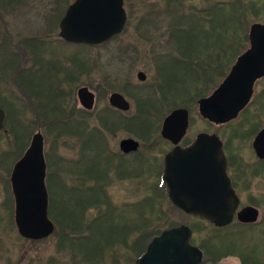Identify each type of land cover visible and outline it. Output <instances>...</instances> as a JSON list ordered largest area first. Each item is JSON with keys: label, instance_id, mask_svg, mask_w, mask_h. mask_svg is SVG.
Returning a JSON list of instances; mask_svg holds the SVG:
<instances>
[{"label": "rangeland", "instance_id": "1", "mask_svg": "<svg viewBox=\"0 0 264 264\" xmlns=\"http://www.w3.org/2000/svg\"><path fill=\"white\" fill-rule=\"evenodd\" d=\"M123 1L128 15L124 32L119 37L98 46L65 43L59 38L58 25L66 11L63 9L65 6L67 9L74 0L64 2L30 0L25 6L22 2L7 9L0 8V44L1 42L5 44V48L0 50V66L6 65L9 56L11 58L10 69L5 67L0 69V104L3 103L8 111L9 130L8 137L0 140V264H134L137 251L141 248L146 235L156 232V229L163 231L169 228L167 226L170 224H178L181 221L191 229V243L205 248L204 251L201 249L202 264H264V212H260V223L255 227L232 226L218 231L207 222L184 214L183 211L174 208L165 197H161L162 194L155 189L157 178L152 171L148 178H145V174L138 176L134 185L130 181H119L117 177H113L106 188V195L95 201V204L90 203L82 217L77 213L79 205L93 202L88 199L87 193L75 192V200L71 202H69L71 198L63 193L68 185L91 183L83 181L81 176L74 177L73 181L68 180L64 173L63 161L74 156L76 150L68 149L69 137L66 134L56 141L57 131L52 125L48 126L47 121L43 122V117L40 116L47 105L46 101L55 94L57 99L63 102V106L61 105L63 110L64 106H69L74 108L75 112L78 106L76 90L82 86L88 87L98 96L99 105L95 112L104 110L102 122L103 119L109 118L110 122L116 121L112 124L115 127L122 124L113 112L108 115V96L112 92L124 95L132 108L130 112L134 114L133 109L138 110L136 124L129 129V134L138 141H144L148 134L160 137L159 130L164 116L171 107L182 103L191 107V131L203 129L205 126L196 114L195 104L193 105L194 101L191 98L195 95L196 85L199 84L201 87L206 85L208 78H198L194 69L186 76L180 70H176L178 63L174 59L176 57L179 59L182 54L177 52L176 44L168 39L169 23L171 21L173 26L175 17L188 13L189 9L195 12L208 6L224 7L228 0H186L184 11L176 0H172L169 15L164 13L167 4L170 3L169 0ZM231 1L235 3L236 15H241L236 3L239 2L243 7L244 10L241 9V12L245 11L242 19L246 28L254 19L264 20V0ZM228 28L236 31L231 24ZM204 33L194 40L197 42L194 46H190L189 42V46L182 47L188 51L186 55H189L185 68L182 69L188 70L189 63L196 62V68L210 76L211 67H207L208 70L201 68L208 65L213 55L219 54L220 48L227 45L228 41L221 29L215 28ZM32 38L34 40H31ZM39 40L46 45L44 52L32 49L30 48L32 45L28 44L32 42L36 44ZM163 55L168 56L173 63L172 66L167 58H162ZM34 57L38 63H34ZM75 61L81 63L79 68ZM42 63L44 65H41ZM29 70L36 82L29 81ZM139 71L144 73L146 78L144 81L136 78ZM83 72L86 73L82 75ZM70 73H74L72 76L75 80L72 82L67 81ZM21 94L24 95L23 102ZM20 104H24L23 112L20 110ZM75 116L76 112L74 118ZM89 123L91 126H97L99 122L90 120ZM122 128L123 131L118 133V137L128 136L124 127ZM62 130L66 133L65 126ZM36 132H40L44 137L48 175L50 171L56 169L61 173L56 179H53L52 175L51 178H48V175L46 177V186L48 180L51 188L49 190L47 187L49 197L51 195L52 199L51 214L68 234L73 235L72 232L79 230L84 244L81 248L69 246L66 242L62 244L59 237L61 231L57 228L59 233L57 235L56 226L50 217L55 226L54 231L42 240L24 239L15 228L9 172L17 156L7 161L1 152L14 144L17 147L21 140L24 148H27ZM14 136L15 139L19 137L18 142H15ZM152 161V158H149L150 168L156 166ZM156 173L159 176V173ZM84 178L86 179L87 175H84ZM259 181L260 185L254 193L264 210V179L261 178ZM61 185L64 187L63 190ZM88 187L90 189L89 185ZM133 189L134 196L130 194ZM146 198L152 210L145 209L147 212L142 216L144 221H137L139 210L137 212L136 205ZM246 200L250 201L253 198L247 197ZM129 203L136 205L129 209L126 207ZM64 217H68L72 224L81 218L84 224L82 223V227H77L76 224L68 227V223L63 221ZM193 225L201 227V230H196ZM88 226L93 227V231L88 229ZM94 239H100L103 251L99 250V246H94L93 242L88 243ZM226 251L237 256L218 260V255Z\"/></svg>", "mask_w": 264, "mask_h": 264}, {"label": "water", "instance_id": "2", "mask_svg": "<svg viewBox=\"0 0 264 264\" xmlns=\"http://www.w3.org/2000/svg\"><path fill=\"white\" fill-rule=\"evenodd\" d=\"M126 24L123 0H74L58 25V36L67 43L100 45L120 34ZM250 51L238 57L230 73L213 95L199 101L202 118L223 123L234 118L244 107L254 81L264 75V25L250 27ZM143 81L142 72L137 74ZM80 104L91 109L94 98L87 88L78 90ZM111 106L126 111L128 103L113 93ZM3 112L0 110V128ZM188 127V113L184 109L172 111L162 122V137L177 144ZM215 140L199 135L187 149L175 148L167 155L162 182L169 200L186 215L207 221L216 227L231 223L238 198L226 173V161L218 140L216 147L206 148ZM132 149H137L138 143ZM130 141L123 143L131 144ZM256 150L264 158V131L256 138ZM43 135L31 137L23 156L14 164L10 175L14 202L13 220L17 233L24 239L41 240L50 236L54 225L48 217V193L45 185L46 162ZM211 153L199 154L204 150ZM258 213L247 208L237 214L239 222H256ZM191 229L180 225L163 230L153 237L135 264H200L201 250L190 243Z\"/></svg>", "mask_w": 264, "mask_h": 264}, {"label": "flooded vegetation", "instance_id": "3", "mask_svg": "<svg viewBox=\"0 0 264 264\" xmlns=\"http://www.w3.org/2000/svg\"><path fill=\"white\" fill-rule=\"evenodd\" d=\"M234 5L235 3H232L231 0H228L225 3L224 11L228 13L229 14L228 16L230 17L234 12ZM236 5L239 13H241L243 16L245 14L244 13L245 11L243 13L241 12V9H243V7L240 5L239 2H237ZM123 6H124V1H123ZM212 8L210 7L211 11L212 12L214 11V13H216V7L213 6ZM259 20L260 19H254L253 22L248 24V28H246L247 26L245 24L244 29H240L236 31H233L229 28L224 30L221 29L222 33L225 34L228 43L227 45L225 44L220 48L219 54L213 55L212 60L208 65H204L209 68L211 67L212 72L209 76L206 85H203L202 87L199 84L198 86L196 85L195 95L191 98L192 101H194L193 105L195 104L194 106H195L196 114L199 116L200 120L205 125L204 128L199 130H194L193 132L191 131L192 130V125L190 123L191 107L186 106L185 103L171 107L168 110L166 116H164L163 118L164 120L172 111L176 109H184L187 111L188 127L186 129V132L184 133V135L178 141L177 144H173L169 139L162 137L161 130H162L163 120L161 122L160 130H159L160 137H157L158 135L156 136V135L148 134V136L144 139V141L143 140L138 141L136 138L131 136L129 134V129L133 128L136 124L138 110L133 109L134 114L130 112L132 109L130 103L124 97V95L118 92H112L109 94L108 96L109 106L107 108V113L109 115L110 112H113V114L117 116L119 123L122 124V126L121 125L118 127L112 126V124H115L116 121L110 122L109 118L103 119L104 122H102L101 119L103 118L104 110L102 111L101 109L100 111L95 112L99 105L97 93L90 91L89 88L86 86L79 87L76 90V99L78 102V106H76L77 110L75 112L77 113V116H75L74 118V114H75L74 108L69 106L68 107L64 106L65 129H66V135L69 137L68 143L70 145V148L68 149L69 150L71 149L73 151L76 150V151L74 153V156H72L71 158H67L65 159V161H63L65 162V165L63 167L65 168L64 173L66 174L67 178H69L68 179L69 181H73L74 177L76 176H81L84 179L83 181H85L86 183L90 182L91 184H88L90 186V189L88 185L84 184V182L82 185L79 186H75L74 184L73 185L71 184V186L69 185L66 186L65 191L70 196V198L72 194L74 195L75 192H79V191L86 192L88 196L93 195L96 192L97 196L102 198V196L106 195L105 194L106 188L109 187L108 183L112 180L113 177H117L119 181L121 180L130 181L134 185L138 178V172H139V176L145 174L146 176L145 178H148L149 173L152 171V173H154V175L157 178V181L154 185L156 191H159V194H162L161 197H165L166 200H168L169 203H171V205L174 208L181 211L169 200L167 196V189L162 182V174H163L165 159L167 155L170 154L175 148H180L182 150L187 149L196 141L199 135H206L215 139V140L211 139V141L207 144L206 148L211 149V147H216L217 146L216 140L220 142L221 150L226 161V173L229 178L231 188L233 189L235 195L238 198V205L236 207V210L233 215V219L230 224L224 227H216L208 222L207 223L210 226L214 227L215 229H224L227 227L232 228V226L252 228L255 227L256 225H259L260 223L259 215L260 212H264V210L260 202L256 200L255 196L257 195L254 192L258 187V185H260L259 180H261V178L264 179L263 176L264 158L259 156L255 147L256 144L255 142L258 135L264 131V75L254 81L251 87V94L249 96L248 101L246 102L244 107L237 112L236 116L231 120H228L223 123H215L202 118V116L199 113V101L203 98L213 95L214 92L217 90L218 86L221 84V82L229 74L230 70L236 63L238 57L250 51L251 49V43L249 38L250 26L256 23L264 24V20H260V21ZM127 23H128V15L123 31L120 34L113 37L112 39L119 37L124 32ZM175 48L177 52L182 55H180L179 59L176 57V59L174 60L177 61L179 65L186 64L187 62L186 60L189 59V55H186L188 54V51L179 52L178 49L180 48L179 47H175ZM181 49L183 48L181 47ZM167 57L168 56L163 55L162 58H167ZM167 61L170 62L171 66L173 65V63L168 58ZM174 63L176 64V62ZM195 63L190 62L189 63L190 68L194 69L193 67H197ZM139 72L136 73L137 79H138L137 74ZM85 73L86 72H83L82 75H84ZM72 74L74 73L69 74L67 81L72 82L73 80H75ZM80 88H87V90L93 95L94 102L92 108L89 110L84 108L79 102L78 90ZM113 93H117L121 95L124 98V100L128 103V109L126 111L117 109L110 105L109 98ZM20 98H21V102H23L24 95L21 94ZM20 105H21L20 110L23 112L24 104H20ZM0 110H2L3 112V117L1 122L2 127L0 128V140H1V138L6 139V137H8L7 133L9 130L7 128L8 111L5 109L3 103L0 104ZM22 112L20 114H22ZM97 117H99L98 120ZM90 120H96L99 123L97 126L94 125L91 126L89 123ZM122 127H124L126 133H128V136L118 137V133L120 131H123ZM18 140L19 137L17 136L15 142H18ZM123 141L137 142L138 147L137 149H132L131 146L133 145L132 142L131 144L130 143L122 144ZM14 145H12L11 147H6L1 152L2 157L6 158L7 161L17 156V159H15L11 164L9 178L13 165L17 160H19L22 157V155L26 150V148H24L23 146V140H21L20 144L17 147L16 145L15 146ZM210 153L211 152L206 149L203 152H200L199 154L206 156L207 154ZM44 157L47 165V158L45 152H44ZM149 158H152L153 160L152 163L154 164L155 162L156 166H152V168H150L151 166L149 164ZM137 166L139 167V169H137ZM156 172L159 173V176L157 175ZM48 173H49V169L47 172V168H46V177ZM60 174H61L60 171L56 169L54 171H50L48 178H51L52 175L54 177L53 179H56L61 176ZM84 175H87L86 179L84 178ZM46 177H45V182H46ZM54 182L56 181L54 180ZM56 186L57 184L55 183V187ZM62 186L63 185H61L60 187ZM47 187L48 185L46 186V188ZM134 192L135 191L133 189L130 191V194L133 195ZM247 197H251L253 198V200L247 201L246 200ZM135 205L136 203H129V205L128 206L126 205V207H128L129 209H133ZM247 208H253L257 211L258 218L256 222L246 223V222L238 221L237 214ZM200 264H202V262Z\"/></svg>", "mask_w": 264, "mask_h": 264}, {"label": "trees", "instance_id": "4", "mask_svg": "<svg viewBox=\"0 0 264 264\" xmlns=\"http://www.w3.org/2000/svg\"><path fill=\"white\" fill-rule=\"evenodd\" d=\"M29 1L30 0H0V8L7 9V8L12 7L14 5L15 6L19 5L22 2H24L22 4L25 6ZM62 1L64 2V0H62ZM171 1L172 0H169L170 3L167 4L166 10L164 12V13H166L168 15L170 13ZM176 2H177V4H179L181 9L184 11L183 7H186L185 6L186 0H176ZM65 7H64L63 10H66ZM209 9H210L209 6L207 8H204V9H201V10H198V11H195V12L191 11V9H189L190 11L188 13L181 14L182 16L179 15L178 18L175 17L176 20H175V23L173 24V26L171 25V21H170V23H169V31H168V39H169V41L173 42L174 44H176L177 47L180 48V49H178L179 52L180 51L186 52L184 49H181V47H184V45H188L189 42H190V46H194V44H197V42H195L194 40L198 39L201 34L204 35L205 31L209 32L211 29L213 30L215 28H218V29H224L225 28V29H227L230 24L233 27V29H236V30H240L241 28H244L245 24L243 23L244 20L242 19V14L240 16H238V15H236L233 12L232 16L230 17V16H228L229 14L224 11V7L216 8V13H214V11L213 12L210 11L211 9L210 10ZM3 38H4V36H3ZM34 38L37 39V37H34ZM31 40H34V39L32 38ZM3 41H6V40H3ZM28 44L32 45V46H30V48L38 49V51H40V52H44V47H46V45L43 44L42 41H40V40L36 44L33 43V42L32 43H28ZM4 48H5V44H4V42H3V44L1 42L0 50H2ZM33 61H34V63H38L39 62L38 60H36L35 57H34ZM10 64H11V58L9 56V59H8V61L6 63V65H8V66L1 65L0 69L1 68L4 69V67H5V69H10V67H9ZM75 64H76V66L78 68L81 66V63H77L76 62ZM41 65H44V64L42 63ZM182 68L183 69L185 68V64H180V65L177 64L176 70H180V72H182V74H184L185 76L187 74L190 75L189 72H190V70L192 68H188V70H183ZM193 68H194V70H196V73L195 72H193V73H195L198 78H208L209 79L208 73H203L200 69H198L196 67H193ZM173 69L175 70V67ZM201 69L208 70L207 66H204ZM26 76H27V74H26ZM28 78H29V81L31 83H33L34 81L36 82L35 77L31 74V70H29ZM187 78H188V80H191L189 77H187ZM30 82H28V84H30ZM55 95H53L52 97L49 98L48 101H46L47 105H46L44 110L41 109L43 111L41 112L40 116L43 117V122L47 121L48 126L52 125L54 127V129L57 131V136L55 137L56 141H57V139H59L60 137L61 138L64 137V135L66 133H65V131L62 130L63 127L65 126L64 110L61 108L63 106V102L59 101ZM34 109H35V107H34ZM35 114H36L35 116H37L38 112L35 113ZM138 176H139V172H138ZM47 185H48V188H49L50 184L48 183V180H47ZM63 189H64V187H62V190ZM63 193H65L67 195V197L70 199V196L67 194V192L65 190H63ZM50 197H51V195H50ZM50 197H49V201L50 202H49V207H48V213H49L50 219L53 221V223L56 226L57 235L59 234L58 231H57V228H59L60 231H61L60 232V236H59L61 243L64 244L66 242V244L69 245V246H74V247L81 248L82 246H84V244L82 243V239L83 238L80 236L81 234L79 233V230H77L75 232H72L73 235H70L67 232H65L61 228V226L54 220V218H53V216L51 214L52 213L51 212V210H52L51 209L52 208L51 207L52 199ZM74 197H75V195L72 194L71 195V199L70 200L68 199L69 202H71V200H73V199L75 200ZM159 198H161V197H159ZM88 199L92 200L93 202H89V204L85 203L83 206L81 204L79 205L80 208L77 211V213L79 214V217L83 216V214L85 213V211L87 209V206L90 205V203L95 204V201L97 202L101 198L98 197L96 194H93V195L88 196ZM136 208H137V212L139 210V213H137L138 214L137 221H140V220L144 221V219H142V216L145 214V212H147L145 209L150 208V210H152L151 205L148 204V199L147 198H146V200L141 201L139 204H137ZM105 213H107V211ZM105 217L106 216H103V218H105ZM157 217H158V215H157ZM64 220L68 223V227L69 226H73L74 224H76L77 227H82L83 224H84L83 221H81V218H80V220H76V222L73 223V224L71 223V221H70V219L68 217H64L63 221ZM181 224H184V222L181 221L178 224L172 223V224H170L167 227L178 226V225H181ZM193 226L196 228V230H198V231L201 230V227H198L196 225H193ZM87 228L90 229V230L93 229V227H91V226H88ZM137 230H138V226H137ZM216 230L221 231V229H216ZM160 232H161V229H156V232H152L149 235L145 236V238L143 239L141 248L137 251V257H139L145 251L146 246L151 241V239L154 236L159 235ZM91 242L94 243L93 244L94 246H96V245L99 246L98 248H99L100 251H101V249L103 251V247L100 244V239H97V240L94 239V240H91L88 243H91ZM203 244H204V246H206L205 243H203ZM198 247L200 249H202L203 251L205 250V248L202 245H200ZM231 253L232 254H229L226 251V252H224V254L218 255L217 259L219 260L220 258L227 257L229 255L237 256V254H235L233 252H231ZM204 254H205V252H204Z\"/></svg>", "mask_w": 264, "mask_h": 264}]
</instances>
